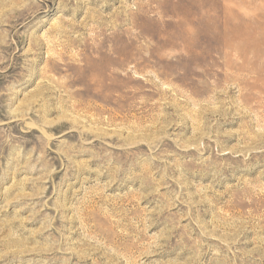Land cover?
<instances>
[{
    "label": "rangeland",
    "instance_id": "1",
    "mask_svg": "<svg viewBox=\"0 0 264 264\" xmlns=\"http://www.w3.org/2000/svg\"><path fill=\"white\" fill-rule=\"evenodd\" d=\"M0 264H264V0H0Z\"/></svg>",
    "mask_w": 264,
    "mask_h": 264
}]
</instances>
